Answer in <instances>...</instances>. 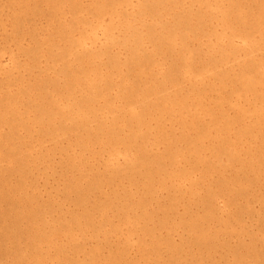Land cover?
Returning a JSON list of instances; mask_svg holds the SVG:
<instances>
[{"label": "bare ground", "instance_id": "6f19581e", "mask_svg": "<svg viewBox=\"0 0 264 264\" xmlns=\"http://www.w3.org/2000/svg\"><path fill=\"white\" fill-rule=\"evenodd\" d=\"M0 264H264V0H0Z\"/></svg>", "mask_w": 264, "mask_h": 264}]
</instances>
